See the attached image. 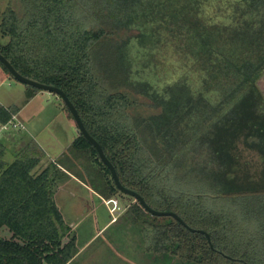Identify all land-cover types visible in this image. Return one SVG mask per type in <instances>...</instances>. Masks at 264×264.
<instances>
[{"label":"trees","instance_id":"16d2710c","mask_svg":"<svg viewBox=\"0 0 264 264\" xmlns=\"http://www.w3.org/2000/svg\"><path fill=\"white\" fill-rule=\"evenodd\" d=\"M21 2L25 15L11 9L0 23L9 38L0 39V53L23 76L67 94L125 187L211 236L212 246L135 199L129 217L147 223L149 252L167 264H264V250L250 247L237 214L211 204L264 192V0ZM130 45L151 54L167 50L183 72L149 105L130 91L137 89L133 72L119 67ZM108 64L111 77L104 80L100 71ZM0 68L11 75L1 61ZM17 113L0 104V126ZM193 145L191 161L185 151ZM70 152L96 167L91 188L107 199L123 196L81 133ZM184 155L208 162L193 168L180 162ZM45 156L31 140L11 160L0 138V264H72L78 253L55 201L67 176L60 168L73 163L41 170Z\"/></svg>","mask_w":264,"mask_h":264},{"label":"rangeland","instance_id":"374dc122","mask_svg":"<svg viewBox=\"0 0 264 264\" xmlns=\"http://www.w3.org/2000/svg\"><path fill=\"white\" fill-rule=\"evenodd\" d=\"M11 9L20 18L26 13L21 0H0V23L4 14ZM0 39L4 44L9 42V38H2L1 32ZM131 47L132 45L122 50L119 67L135 75L133 82L137 89L130 91L140 101L152 102L151 99L156 94L176 85L175 82L183 72L178 71L172 54L165 55L167 50L151 54L149 51L139 50L137 45ZM105 68L100 71L104 80L111 77L109 64ZM123 91H127L126 83ZM33 92L35 93L32 88L0 68V104L10 110L17 109L19 123L24 125L23 129L11 130L1 138L11 160L25 150L29 141L34 140L39 150L46 155L41 162V170L51 163H73L69 170L60 168L67 176L59 181L55 193L57 206L63 213L66 224L71 227L70 237L76 238L78 253L72 264H167L149 252L151 238L144 231L148 227L147 223L130 220L129 209L136 202L135 198L121 192L123 196L107 199L89 185L90 179L96 175V167L88 162L87 156L77 155L79 159L76 161L70 152L72 143L80 133L69 117L64 101L58 95L42 90L30 98ZM140 122L145 129L146 123L144 124L143 119ZM194 146L185 151L190 160ZM196 147L199 148L198 145ZM180 158L181 163H187L191 167L193 164L198 166V163L208 162L206 156L195 162L188 161L186 155ZM85 172L90 177L87 178ZM211 204L233 210L240 219L250 247L255 246L259 252L264 250V192L237 196L233 200L219 199ZM152 208L167 211L160 206ZM147 220L153 222L151 217ZM263 260L264 257H260L258 261Z\"/></svg>","mask_w":264,"mask_h":264},{"label":"water","instance_id":"95a60500","mask_svg":"<svg viewBox=\"0 0 264 264\" xmlns=\"http://www.w3.org/2000/svg\"><path fill=\"white\" fill-rule=\"evenodd\" d=\"M0 61L4 64V66L10 71L11 75L17 79L18 81L24 83L27 86L42 90V91H46V92H50L52 94H56L58 95L65 103V105L69 108V110L71 111L78 129L80 131V133L97 149L98 154L101 158V160L103 161V163L109 168V170L111 171V174L113 176V179L115 181V184L117 185V187L119 188L120 191H122L123 193L130 195L132 197H134L140 204L141 206L150 214H152L153 216H157V217H173L174 219H176L179 223H181L185 228H187L189 231L191 232H196V233H200L205 235L211 246H212V242H211V236L209 233H207L204 230H197L194 229L192 227H190L177 213L175 212H171V211H158L154 208H152L147 201L144 199V197L139 194L138 192L131 190L127 187H125L121 180L120 177L118 175V172L115 168V166L113 165V163L110 161V159L106 156L104 149L102 147V145L90 134V132L88 131V129L86 128L84 122L82 121V118L76 108V106L73 104V102L69 99V97L67 96V94L58 87L52 86V85H47L44 83H40L38 81H35L33 79L27 78L25 76H23L19 71H17V69L12 65V63L2 54L0 53Z\"/></svg>","mask_w":264,"mask_h":264},{"label":"built area","instance_id":"2783aa9c","mask_svg":"<svg viewBox=\"0 0 264 264\" xmlns=\"http://www.w3.org/2000/svg\"><path fill=\"white\" fill-rule=\"evenodd\" d=\"M23 127L24 125L19 123L17 115H14L12 121H10L8 124L0 126V138L3 136L4 133H7L11 130L23 129Z\"/></svg>","mask_w":264,"mask_h":264}]
</instances>
